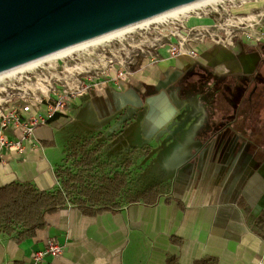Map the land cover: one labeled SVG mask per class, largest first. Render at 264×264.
<instances>
[{
    "label": "crops",
    "instance_id": "1",
    "mask_svg": "<svg viewBox=\"0 0 264 264\" xmlns=\"http://www.w3.org/2000/svg\"><path fill=\"white\" fill-rule=\"evenodd\" d=\"M189 61L179 55L140 67L119 90L97 87L68 103L67 114L38 125L34 145L28 144L23 156L3 153L0 187L28 183L49 191L58 183L55 171L65 165L71 137L96 136L92 146L105 145L90 174L102 180L101 187L118 173L125 186L93 205L68 204L45 214L44 226L31 236L0 233V264H34L32 253L49 240L61 245V254L39 264H264V162L239 154L210 161L192 157L196 141L188 132L149 158L137 153L166 122L167 107L151 99L148 115L142 111L135 120L123 111L141 103V82L154 88L167 71L184 69ZM130 150L135 154L126 167ZM154 186L162 191L153 201H129L127 193Z\"/></svg>",
    "mask_w": 264,
    "mask_h": 264
},
{
    "label": "built area",
    "instance_id": "2",
    "mask_svg": "<svg viewBox=\"0 0 264 264\" xmlns=\"http://www.w3.org/2000/svg\"><path fill=\"white\" fill-rule=\"evenodd\" d=\"M259 1L220 0L192 9L177 18H167L141 28L133 35H122L116 41H106L92 46L90 50L52 57L34 68L0 78V162L4 161L5 154L23 156L27 145H34V129L48 124L57 114H67L68 103L84 97L97 87H118L122 80L129 77L131 72L123 68L122 60L115 61L114 51L125 52L128 47L144 54L143 46L150 43L151 47L163 51L156 58H150L156 61L179 55L193 57L196 47L207 40L224 47L232 46L236 39L248 44L264 42V1L260 8L256 7ZM249 5L253 7L248 11L236 12ZM192 17L199 20L209 18L211 23L188 26ZM115 42L116 45L109 48L110 43ZM110 57L114 60L109 59L110 64H105ZM89 63L99 66L95 68V75H100L102 80L97 76L89 79L86 75L89 74ZM61 251L62 247L56 240H49L41 250L32 253V262L39 264L46 256L55 258Z\"/></svg>",
    "mask_w": 264,
    "mask_h": 264
},
{
    "label": "flooded vegetation",
    "instance_id": "3",
    "mask_svg": "<svg viewBox=\"0 0 264 264\" xmlns=\"http://www.w3.org/2000/svg\"><path fill=\"white\" fill-rule=\"evenodd\" d=\"M202 44L204 50L196 47V54L188 56L187 66L167 71L158 86L139 84L143 90L137 91L141 103L132 104L133 110L125 109L124 116L134 115L135 120L143 111L146 117L151 108L149 101L157 99L167 107L166 130L175 127H170L171 123L181 125L185 120L191 128L187 124L181 132L170 133L165 138L166 135L161 137L165 126L158 127L152 132L148 146L137 153L149 158L181 133L188 132L196 141L192 157L198 155L210 161L229 156L235 159L239 154L264 162V42L235 41L224 51L209 40ZM130 151L126 160L135 154L134 150Z\"/></svg>",
    "mask_w": 264,
    "mask_h": 264
},
{
    "label": "water",
    "instance_id": "4",
    "mask_svg": "<svg viewBox=\"0 0 264 264\" xmlns=\"http://www.w3.org/2000/svg\"><path fill=\"white\" fill-rule=\"evenodd\" d=\"M194 1L0 0V73ZM167 122L161 137L189 124Z\"/></svg>",
    "mask_w": 264,
    "mask_h": 264
},
{
    "label": "trees",
    "instance_id": "5",
    "mask_svg": "<svg viewBox=\"0 0 264 264\" xmlns=\"http://www.w3.org/2000/svg\"><path fill=\"white\" fill-rule=\"evenodd\" d=\"M249 7L250 5L236 12H246ZM95 137L80 140L71 137L64 151L65 165L56 169L55 176L58 183L52 190L40 191L28 183H12L0 187V233L6 235L17 233L19 237L31 236L44 226L45 214L53 213L56 209L66 207L68 204L93 205L99 199L106 200L118 195L121 186H125L124 181L122 184L120 180H117L120 176L118 173H114L113 177L108 182H104L101 187L99 184L102 180L90 174L95 168L93 165L97 162V156L104 145L100 143L91 147ZM124 165L130 167L131 160H126ZM161 191L159 186H154L136 194H127L129 201H138L141 198L146 200L145 197L153 201ZM115 205L117 204L113 203L111 206L115 207Z\"/></svg>",
    "mask_w": 264,
    "mask_h": 264
},
{
    "label": "bare ground",
    "instance_id": "6",
    "mask_svg": "<svg viewBox=\"0 0 264 264\" xmlns=\"http://www.w3.org/2000/svg\"><path fill=\"white\" fill-rule=\"evenodd\" d=\"M217 2H220V0H198V1L191 2V4H188V5L183 6V7H179L176 10L165 12L162 15H158V16H155V17H151V18H149L147 20H143L141 22L134 23V25L126 26V27L120 28L119 30L108 32L105 35H101V36L92 38V40H89V41H84V42H81V43H77V45L66 47V48H63V50H60V51H57L55 53L49 54V56H46V57H43V58H40V59H36L35 61L23 64L20 67H16L14 69L7 70L4 73H0V78L6 77L7 75L14 74V73L19 72V71H21L23 69L34 68L37 64H40L41 62L49 60V58H52V57H63L64 55L71 54L74 51L77 52L78 50L85 49L86 47H89V46L103 44L106 41L113 40V39H118V38L122 37V35L124 33L133 31V30H135V28L147 27L151 23L162 22L163 20H165L168 17L177 18L178 15H184L186 12H189L192 9L203 8V7H205L208 4H214V3H217Z\"/></svg>",
    "mask_w": 264,
    "mask_h": 264
},
{
    "label": "rangeland",
    "instance_id": "7",
    "mask_svg": "<svg viewBox=\"0 0 264 264\" xmlns=\"http://www.w3.org/2000/svg\"><path fill=\"white\" fill-rule=\"evenodd\" d=\"M264 1V0H263ZM262 0L261 1H259V6L261 7L262 6V2H263ZM258 6V7H259ZM253 6H250L249 8H248V10L250 9V8H252ZM259 7V8H260ZM199 9V8H198ZM168 18H170V17H168ZM167 19V18H166ZM156 23H158V22H156ZM156 23H151V24H149V26H151V25H154V24H156ZM209 23H211V19H209V18H206V19H201V20H199V19H196V18H193L192 17V19L190 20V21H188V26H195V25H206V24H209ZM148 26V27H149ZM143 28H145V27H143ZM140 29L141 28H135V30H133V31H130V32H127V33H124L123 34V36H125V37H127V35H133V34H135V32H137V31H140ZM121 38V37H120ZM120 38H118V39H120ZM118 39H116V40H118ZM113 40H115V39H113ZM115 40V41H116ZM110 41V40H109ZM150 41H152V39H150ZM106 43V42H105ZM150 44V43H149ZM148 44V46H143L144 48H143V50H145V53L144 54H141V53H139V50H136V48L135 49H132V48H128L127 47V49H126V51L125 52H123V51H119V52H116V51H114V54H115V56H116V59H115V61L117 62V61H119V62H121V60L123 61V68L124 69H126L128 72H131L132 74L136 71V69H139L140 67H144V66H146V65H150V64H153V61L154 60H150V58L151 57H154V58H156L155 56L160 52V53H163V51H159V49H157V47H151L150 45ZM113 45H116V42L115 43H110V45H109V48H112V46ZM95 46V45H94ZM107 48V47H106ZM106 48H105V50H106ZM90 50V49H92V46H89V47H86L85 49H80V50H78V51H84V50ZM78 51L76 52V51H74V53H78ZM149 52L151 53V55L149 56ZM107 54L109 55V52H107ZM114 56V57H115ZM114 57H110V58H107L106 59V62H105V64L107 63V65L108 64H110L109 62H108V60L109 59H112V61L114 60ZM91 58V57H90ZM151 61V62H150ZM88 69H89V74H86L88 77H89V79L91 80V79H93V78H95V76H97L99 79H101L102 80V78H101V76L100 75H98V74H96L95 75V73H96V71H95V68L96 67H99V66H94V64L93 63H89L88 64ZM87 68V67H86ZM106 72H107V69L105 70ZM83 75H85V74H83ZM85 75V76H86ZM59 148V147H58Z\"/></svg>",
    "mask_w": 264,
    "mask_h": 264
}]
</instances>
